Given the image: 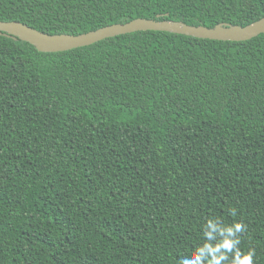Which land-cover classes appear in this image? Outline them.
Wrapping results in <instances>:
<instances>
[{
  "label": "trees",
  "instance_id": "1",
  "mask_svg": "<svg viewBox=\"0 0 264 264\" xmlns=\"http://www.w3.org/2000/svg\"><path fill=\"white\" fill-rule=\"evenodd\" d=\"M262 17L264 0H0V21L50 35ZM212 217L264 264V34L57 53L0 35V264H178Z\"/></svg>",
  "mask_w": 264,
  "mask_h": 264
},
{
  "label": "water",
  "instance_id": "2",
  "mask_svg": "<svg viewBox=\"0 0 264 264\" xmlns=\"http://www.w3.org/2000/svg\"><path fill=\"white\" fill-rule=\"evenodd\" d=\"M225 27L230 30L225 32ZM140 31H160L213 41L244 42L264 34V17L246 26L217 24L213 28L190 26L182 22L136 18L80 35H50L17 21H0V35L19 39L41 53H57L90 46L107 38Z\"/></svg>",
  "mask_w": 264,
  "mask_h": 264
},
{
  "label": "clouds",
  "instance_id": "3",
  "mask_svg": "<svg viewBox=\"0 0 264 264\" xmlns=\"http://www.w3.org/2000/svg\"><path fill=\"white\" fill-rule=\"evenodd\" d=\"M229 30L227 27L224 29L225 32ZM229 215L234 217L236 210L230 209ZM246 231L247 226L243 222L224 224L218 218H209L202 226L203 243L178 264H253L255 251L248 249L245 252L240 247Z\"/></svg>",
  "mask_w": 264,
  "mask_h": 264
}]
</instances>
